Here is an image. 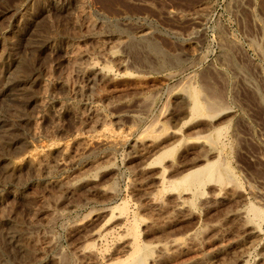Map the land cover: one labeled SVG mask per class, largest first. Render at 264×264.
<instances>
[{"label":"rangeland","instance_id":"1","mask_svg":"<svg viewBox=\"0 0 264 264\" xmlns=\"http://www.w3.org/2000/svg\"><path fill=\"white\" fill-rule=\"evenodd\" d=\"M259 1L0 0V264L124 259L120 247L129 237L128 224L115 221L104 236L92 234L124 204L143 220L142 241L154 247L181 242L158 261L155 252L138 264H197L207 257L212 264H264L262 244L250 246L242 221L230 218L251 204L264 210V0ZM85 65L94 73L84 74ZM185 85L209 88L213 93L205 100L219 101L223 113L190 116L180 96ZM227 126L225 155L239 185L207 183L203 195H194L153 183L163 168L168 178L179 177L170 171L172 162L189 167L203 158L205 138ZM152 127L178 133L167 139L161 132L167 148L177 146L162 164L153 157L143 162L134 152ZM148 191L156 195V206L146 199ZM180 194L186 211L171 204ZM88 245L99 252L96 263L79 255ZM243 246L250 247L245 260L237 251Z\"/></svg>","mask_w":264,"mask_h":264},{"label":"bare ground","instance_id":"2","mask_svg":"<svg viewBox=\"0 0 264 264\" xmlns=\"http://www.w3.org/2000/svg\"><path fill=\"white\" fill-rule=\"evenodd\" d=\"M240 1V0H239ZM245 1V0H244ZM257 1V0H256ZM259 1V0H258ZM243 2V1H242ZM255 2V1H254ZM260 2V1H259ZM240 4V3H239ZM247 4V3H246ZM253 4V3H252ZM252 7V6H251ZM262 8V7H261ZM263 9V8H262ZM255 10V9H254ZM252 11V10H251ZM260 14V13H259ZM85 16V15H84ZM88 16V15H87ZM91 18V17H90ZM257 25V24H256ZM261 30V29H260ZM221 32V31H220ZM260 34V32H259ZM262 34V33H261ZM224 36V35H223ZM220 37V36H219ZM231 37V36H230ZM228 38V37H227ZM232 38V37H231ZM260 38V37H259ZM220 39V38H219ZM225 40V38H224ZM249 40V38H248ZM223 41V40H222ZM232 41V40H231ZM251 41V40H250ZM120 42V41H119ZM224 42V41H223ZM226 43V42H224ZM252 43V42H251ZM222 45V44H221ZM240 46V45H239ZM242 47V46H241ZM101 48V47H100ZM222 48V46H221ZM229 48V47H228ZM237 48V47H236ZM241 49V48H240ZM101 50V49H100ZM232 50V49H231ZM224 51V50H223ZM99 52V51H98ZM224 53V52H223ZM234 53V52H233ZM259 53V52H258ZM222 54V53H220ZM226 55V53H224ZM230 54V53H229ZM72 55V54H71ZM107 55V54H106ZM261 56V55H260ZM112 57V56H111ZM74 58V56L72 57ZM224 58V57H223ZM76 59V58H74ZM225 59V58H224ZM229 60V59H228ZM75 61V60H74ZM250 62V61H249ZM252 62V61H251ZM89 64V63H88ZM227 64V63H226ZM230 64V63H228ZM227 64V65H228ZM258 65V64H256ZM86 66V65H85ZM223 66V65H222ZM214 69V68H213ZM231 69V68H230ZM257 69V68H256ZM84 74L87 76L90 75L91 73H94L95 69L91 65H87L86 67L81 69ZM98 70V69H97ZM248 70V69H247ZM234 71V70H233ZM249 71V70H248ZM197 74V73H196ZM96 75V74H95ZM205 75L206 74H202ZM242 75V74H241ZM104 76V75H103ZM193 76V75H192ZM248 76V75H247ZM203 78V77H202ZM212 78V77H211ZM228 78V77H227ZM262 78V77H261ZM219 79V78H218ZM93 80V79H92ZM220 80V79H219ZM250 80V79H249ZM248 80V82H249ZM226 81V79L224 80ZM262 81V80H261ZM234 82V81H233ZM254 82V81H253ZM208 83V81H207ZM222 83V82H220ZM250 83V82H249ZM252 83V82H251ZM246 84V83H245ZM217 85V84H216ZM226 85V84H225ZM249 85V84H248ZM183 86V85H182ZM219 86V85H218ZM247 86V85H246ZM257 86V85H256ZM210 87V86H209ZM224 87V86H223ZM252 87V86H251ZM261 87V85H260ZM255 88V86H254ZM258 88V86H257ZM182 91V92H181ZM180 96L187 101L189 105V110H190V116L193 117H203V118H215L216 116L220 115L223 113L222 108L219 106L220 103L219 101H206L204 96L208 91L213 93L209 88L208 89H203L201 87L193 86V85H188L181 90ZM173 92V91H172ZM210 92L208 94H210ZM256 93V92H255ZM177 95V94H176ZM211 94L210 96H212ZM215 95V94H214ZM226 95V94H225ZM216 96V95H215ZM222 96V95H221ZM213 97V96H212ZM220 98V97H219ZM262 98V97H261ZM207 99V98H206ZM215 99V97H214ZM180 100V99H179ZM178 101V100H177ZM221 102V101H220ZM224 102V101H223ZM177 103V102H176ZM227 104V103H225ZM177 106V105H176ZM228 106V105H227ZM178 107V106H177ZM176 108V107H175ZM225 108V107H224ZM229 109V108H228ZM264 109V108H263ZM98 113V112H97ZM184 113V112H183ZM57 114V113H56ZM189 117V116H188ZM99 118V117H98ZM174 118V117H173ZM224 119V118H223ZM158 120V119H157ZM229 120V119H228ZM185 122V121H184ZM213 122V121H212ZM221 123V122H220ZM241 124V123H240ZM187 125V124H186ZM218 125V124H217ZM207 127V125H206ZM227 127H219L214 129L205 139L208 145L207 147L202 146L201 150L202 151V156L203 158L199 157L196 159L192 164H190L189 167L182 166L179 163L177 164L175 161L172 162V170H175L177 174L180 176L174 179H171L172 175L168 178L165 170L163 168L162 172L154 177L153 183H160L159 186H161L164 190L167 191H176V190H184L185 192H190L194 195L196 194H202L203 188L207 183H217L221 187L226 188L229 184H235L239 185V179L237 178L236 174L234 173L233 167L231 166V162L229 158L225 155V150L227 148V143L225 140V137L227 135ZM207 129V128H206ZM210 129V128H209ZM238 130V129H237ZM167 132L166 128H162L161 131H157L156 129L152 128H147L145 129L143 133V138L138 140L135 143L134 147V152L138 158H141L144 161L147 159L153 157V163H159L162 164V161L164 157L167 155H170L176 150L177 146L167 148L165 145V141L163 139V136L161 135V132ZM163 132V133H164ZM194 132V131H193ZM202 132V131H201ZM168 138H175L177 136L176 131H168ZM192 133V132H191ZM196 133V132H195ZM205 133V132H204ZM141 134V133H140ZM204 135L203 133H201ZM201 135V136H202ZM140 136V135H139ZM183 136V135H182ZM188 136V134H187ZM236 136V135H235ZM237 137V136H236ZM166 138V137H165ZM197 141V140H196ZM175 143V142H174ZM199 144V143H198ZM180 146V145H179ZM178 146V147H179ZM229 148V146H228ZM234 148V147H233ZM230 149V148H229ZM244 149V148H243ZM193 151V150H192ZM176 153V152H175ZM104 155V154H103ZM111 155V154H110ZM261 155V154H260ZM172 156V155H171ZM262 156V155H261ZM264 156V155H263ZM110 157V156H108ZM136 157V158H137ZM169 157V156H168ZM196 157V156H195ZM194 157V158H195ZM238 157V156H237ZM257 157V156H256ZM65 158V157H64ZM103 158V156L101 157ZM105 158V157H104ZM113 158V157H112ZM111 158V159H112ZM260 158V156H259ZM262 158V157H261ZM97 160V158H95ZM166 159V158H165ZM110 160V159H109ZM126 160V159H125ZM192 160V159H191ZM69 161V160H68ZM72 161V160H71ZM94 161V160H93ZM165 161V160H164ZM238 161V160H237ZM107 162V161H106ZM139 162V160H138ZM171 162V161H170ZM260 162V161H259ZM96 164V162H95ZM102 164V163H101ZM114 164V163H113ZM134 164V163H133ZM136 164V163H135ZM152 164V163H150ZM158 164V165H159ZM171 164V163H170ZM264 164V163H263ZM148 165V164H147ZM49 166V165H48ZM95 166V165H94ZM127 166V165H126ZM136 166V165H135ZM162 166V165H160ZM97 167V166H96ZM137 167V166H136ZM164 167V166H163ZM116 168V166H115ZM129 168V166H128ZM135 168V167H134ZM147 168V167H146ZM149 168V167H148ZM49 169V168H48ZM85 169V168H84ZM83 170V169H82ZM92 170V169H91ZM116 170V169H115ZM114 170V171H115ZM135 170V169H134ZM81 171V170H80ZM145 171V170H144ZM148 171V170H147ZM263 171V170H262ZM50 172V171H49ZM146 172V171H145ZM158 172V170H157ZM252 172V171H251ZM260 172V171H258ZM148 173V172H147ZM133 174V173H132ZM146 174V173H145ZM172 174V173H170ZM241 174V173H240ZM74 175V174H73ZM78 175V174H76ZM174 175V174H173ZM48 176V175H47ZM110 176V175H109ZM146 176V175H145ZM263 176V175H262ZM49 177V176H48ZM105 177V176H104ZM111 177V176H110ZM176 177V176H174ZM264 177V176H263ZM76 178V177H75ZM100 178V177H99ZM66 179V178H65ZM72 179V178H71ZM105 179V178H104ZM103 179V180H104ZM107 179V178H106ZM128 179V178H127ZM133 179V178H132ZM108 181V180H107ZM106 181V182H107ZM137 181V180H136ZM140 181V180H139ZM141 182V181H140ZM259 182V181H258ZM98 183V182H97ZM114 183V181H113ZM152 183V182H151ZM76 185V184H75ZM99 185V184H98ZM150 185V184H149ZM210 185V184H209ZM208 185V186H209ZM65 186V185H64ZM73 186V185H72ZM95 186V185H94ZM97 186V185H96ZM211 186V185H210ZM248 186V185H247ZM213 187V186H212ZM230 187V186H229ZM91 188V187H90ZM104 188V187H103ZM106 188V187H105ZM139 188V187H138ZM157 188V187H156ZM161 188V189H162ZM219 188V186H218ZM228 188V187H227ZM83 189V188H82ZM222 189V188H221ZM263 189V188H262ZM71 190V189H70ZM208 190V189H207ZM225 190V189H224ZM235 190V189H233ZM246 190V189H245ZM62 191V190H60ZM84 191V190H83ZM110 191V190H109ZM181 191V190H180ZM240 191V190H239ZM238 191V192H239ZM71 192V191H70ZM117 192V191H116ZM149 192V191H148ZM184 192V193H185ZM78 193V192H77ZM80 193V192H79ZM83 193V192H82ZM110 193V192H109ZM145 193V192H144ZM154 193V192H153ZM173 193V192H172ZM179 193V192H178ZM186 193V194H188ZM209 193V191H208ZM215 193V192H214ZM221 193V192H220ZM71 194V193H70ZM132 194V193H131ZM237 194V193H236ZM252 194V193H251ZM140 195V193H139ZM145 195V194H144ZM203 195V194H202ZM209 195V194H208ZM258 195V194H257ZM90 196V195H89ZM99 196V195H98ZM134 196V195H133ZM176 196V195H175ZM189 196V195H188ZM193 196V195H192ZM216 196V195H215ZM123 197V196H122ZM126 197V195H125ZM131 197V196H130ZM140 197V196H139ZM212 198V197H211ZM215 198L217 199H223L224 197L218 195ZM122 199V198H120ZM146 199L149 200L148 202L151 205L157 204L156 201V195L152 193H146ZM145 199V201H146ZM171 199V198H170ZM174 199V200H172ZM171 204L174 205V207L178 210H185V203H186V198L180 194L177 195L175 198H172ZM258 199V198H257ZM210 200V199H209ZM217 201V200H216ZM222 201V200H221ZM256 201V200H255ZM103 202V201H102ZM107 202V201H106ZM113 202V201H112ZM126 202V201H124ZM159 202V201H158ZM193 204V200L191 201ZM123 203V202H122ZM128 204V203H126ZM169 204V205H171ZM203 204V203H202ZM207 204V203H206ZM205 204V205H206ZM211 204V203H210ZM230 204V203H229ZM120 205V204H119ZM146 205V204H145ZM159 205V204H158ZM162 205V204H161ZM199 205V204H198ZM221 205V204H220ZM234 205V204H233ZM76 206V205H75ZM165 206V205H164ZM119 207V206H118ZM117 207V208H118ZM128 206L125 204L120 207V211H117L115 208L112 209L111 211V217L108 218V220L103 224V226L93 232L94 237H102L104 236L105 232L110 228L109 226L113 225L115 221L119 222H124V224H128L127 228V234L129 237L125 241L122 242V246L120 247L122 249V252L126 253L127 256L124 259H119L116 262L112 264H138L141 261H144L148 259L151 256H154V254L158 253L157 259L155 258V261H158L160 256L164 255L167 253L169 249H172L177 244H181V242H177L175 239L171 242H168L167 244H159L157 246H153L151 244L145 243L141 239V233H140V221L142 218H140L136 213L131 214L130 211L127 209ZM135 207V206H134ZM139 207V206H138ZM233 207V206H232ZM152 208V207H151ZM168 208V207H167ZM222 208V207H221ZM262 208V207H261ZM253 204H251L248 208V211L243 212V211H238L235 210L230 214V218H239L242 221L243 228L248 231V236H249V244L252 246L254 243H261L262 247L264 249V233L263 230H261L260 224H257L258 219H263L264 220V210L261 209ZM100 209V208H99ZM110 209V207H109ZM157 209V208H156ZM197 209V208H196ZM247 209V208H246ZM97 210V209H94ZM159 210V209H158ZM164 210V209H162ZM183 210V211H184ZM226 210V209H225ZM109 210H104V212L107 214ZM186 211V210H185ZM97 212V211H96ZM159 212V211H158ZM163 212V211H162ZM223 212V211H222ZM145 214V213H144ZM154 214V213H153ZM186 214V213H185ZM213 214V213H211ZM225 214V213H224ZM88 215V214H87ZM86 215V216H87ZM108 215V214H107ZM85 216V217H86ZM89 216V215H88ZM84 217V218H85ZM142 217V216H141ZM205 217V216H204ZM217 217V216H216ZM96 218V217H95ZM206 218V217H205ZM143 219H145L143 217ZM165 219V218H164ZM213 219V218H212ZM158 220V219H157ZM156 220V221H157ZM161 220V219H160ZM259 220V222H260ZM143 221V220H142ZM196 221V220H195ZM194 221V222H195ZM213 221V220H212ZM257 221V222H256ZM262 221V220H261ZM80 222V221H79ZM147 222V221H146ZM207 222V221H206ZM219 222V221H218ZM77 223V222H76ZM117 223V222H116ZM171 223V222H170ZM197 223V222H196ZM193 224V223H192ZM203 224V223H202ZM80 225V224H79ZM90 225V224H89ZM191 225V224H190ZM194 225V224H193ZM227 225V224H226ZM239 225V224H238ZM236 226V225H235ZM73 227V226H72ZM89 227V226H88ZM94 227V226H93ZM232 227V226H231ZM92 228V227H91ZM90 228V229H91ZM93 229V228H92ZM177 229V228H176ZM79 230V229H78ZM166 230V229H165ZM229 230V229H228ZM235 230V229H234ZM171 230H168V232ZM208 231V230H207ZM73 232V231H72ZM84 232V231H83ZM160 232V231H159ZM173 232V231H172ZM204 232V231H203ZM148 232L146 231V234ZM122 234V233H121ZM163 234V233H161ZM167 234V233H166ZM204 234V233H203ZM206 234V233H205ZM212 234V233H211ZM247 234V233H246ZM126 235V234H125ZM156 235V234H155ZM170 235V234H169ZM174 235V234H173ZM177 235V234H176ZM193 235V234H192ZM191 235V236H192ZM91 236V235H90ZM127 236V235H126ZM158 236V235H157ZM160 236V235H159ZM164 236V235H163ZM190 236V234L188 235ZM190 236V237H191ZM212 236V235H211ZM247 236V237H248ZM170 237V236H169ZM194 237V235H193ZM210 237V236H208ZM87 238V237H86ZM147 238V237H146ZM151 238V237H150ZM161 238V237H160ZM125 239V238H124ZM144 239V238H143ZM149 239V238H148ZM156 239V238H155ZM159 239V238H158ZM163 239V238H162ZM193 239V238H192ZM111 240V239H110ZM151 240V239H150ZM216 240V239H215ZM104 243V242H103ZM204 243V242H203ZM235 243V241H234ZM80 244V243H79ZM105 244V243H104ZM190 244V243H189ZM212 244V243H211ZM224 244V243H223ZM240 244V243H239ZM248 244V245H249ZM48 246V245H47ZM191 246V245H190ZM197 246V245H196ZM83 247V246H82ZM102 247V246H101ZM116 247V246H115ZM157 247V248H156ZM176 247V246H175ZM174 247V248H175ZM216 247V246H214ZM249 247V246H248ZM248 247H238V257L241 260H245L249 255L247 252L249 251ZM106 248V247H105ZM213 248V247H212ZM195 249V248H194ZM211 249V248H210ZM75 251V250H74ZM112 251V250H111ZM177 251V250H175ZM193 251V250H192ZM223 252H227L228 248L222 249ZM234 251V250H233ZM106 252V251H105ZM121 252V251H120ZM157 252V253H155ZM75 253V252H74ZM97 252L96 248L93 245H88L83 247L82 249L79 250V255L83 257H87L90 261L92 260L93 263L97 262ZM104 253V252H103ZM118 253V252H116ZM200 253V252H199ZM237 253V252H236ZM193 254V253H191ZM198 254V253H197ZM76 255V254H75ZM121 255V254H120ZM264 255V254H263ZM106 256V255H105ZM198 256V255H197ZM108 257V256H107ZM115 257V256H114ZM226 257V255H225ZM230 257V256H229ZM228 257V258H229ZM233 257V256H232ZM231 257V259H232ZM61 258V257H60ZM64 258V257H63ZM62 258V259H63ZM82 258V257H81ZM99 258V257H98ZM211 258V257H210ZM210 258H203L200 261H197V264H212V261H210ZM255 258V257H254ZM150 259V258H149ZM230 259V260H231ZM88 260V261H89ZM108 260V259H107ZM111 260V259H110ZM215 260V259H214ZM219 260V259H218ZM221 260V258H220ZM63 261V260H62ZM82 261V260H81ZM112 261V260H111ZM216 261V260H215ZM223 261V259H222ZM150 262V261H149ZM232 262V261H231ZM234 262V261H233ZM263 262V261H262ZM82 263V262H81ZM158 263V262H157ZM241 263V262H240ZM248 263V262H247ZM71 264V263H70ZM88 264V263H86ZM142 264V263H141ZM216 264V263H215ZM219 264V263H218Z\"/></svg>","mask_w":264,"mask_h":264}]
</instances>
